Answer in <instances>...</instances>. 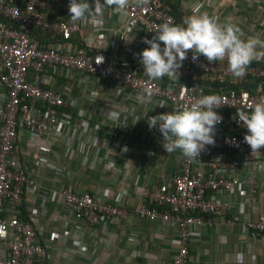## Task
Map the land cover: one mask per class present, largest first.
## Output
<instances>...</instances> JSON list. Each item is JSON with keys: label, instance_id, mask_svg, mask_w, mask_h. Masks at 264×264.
Segmentation results:
<instances>
[{"label": "built area", "instance_id": "obj_1", "mask_svg": "<svg viewBox=\"0 0 264 264\" xmlns=\"http://www.w3.org/2000/svg\"><path fill=\"white\" fill-rule=\"evenodd\" d=\"M42 1L0 0V84L4 87V103L0 106V242L5 246L0 252V264H48L51 259L32 221H24L15 213L23 196L34 190L36 182L14 153L20 140V128L28 132V143L34 145L36 138L49 139L61 133L63 123L71 117L66 111L69 103L64 95L44 85L50 71L57 68L79 71L97 81H114L137 96L151 89L154 93L151 99L174 107L194 103L205 95L220 97L221 103L215 111L223 119L216 126L215 144L207 145L195 159L183 154L181 170L164 173L157 185L141 190L131 211L121 197L106 202L94 194L78 193L70 186L58 192L77 224L90 229H105L130 214L175 229L178 247L170 264H187L189 245L201 241V227L211 226L213 216L233 208L232 202L221 200L219 196L242 193L244 182L248 186L249 206L254 202L264 148L252 152L244 141L247 129L238 122L236 113L237 109L250 112L256 102L264 99V67L250 64L246 75L237 78L229 71L226 59L208 62L200 55L193 60V53L189 51L175 79L164 77L168 84L164 87L159 80H151L136 69L127 68L125 60L115 62L105 53L95 51L88 42L74 44L73 34L80 32L83 20L73 22L70 17H51L42 11ZM208 5L194 4L192 14L206 13L217 21V10ZM187 17L189 15L182 13L181 25ZM118 18L124 31L138 28L148 39L162 24L175 22L162 0H147L146 4L130 0L126 14ZM3 19L12 24L4 23ZM34 31H47L54 38L53 42L41 44ZM258 33H262V29ZM147 47L150 46L145 44L144 48ZM127 51L135 61V51L129 47ZM98 57L103 59L101 63L96 62ZM251 84H254L253 89ZM119 111L128 113L130 108L121 105ZM106 133L116 135L110 126ZM77 137L88 143L93 140L84 132H76L69 136L68 142L73 144ZM99 151L100 148H96L95 153L99 155ZM103 167L109 171L113 164L109 162ZM242 169L248 170L243 179ZM6 201L11 206V214L2 215ZM240 220L246 229L264 235V211L256 219L250 217V212H243ZM86 250L85 246H80L78 251Z\"/></svg>", "mask_w": 264, "mask_h": 264}, {"label": "crops", "instance_id": "obj_2", "mask_svg": "<svg viewBox=\"0 0 264 264\" xmlns=\"http://www.w3.org/2000/svg\"><path fill=\"white\" fill-rule=\"evenodd\" d=\"M56 1L43 0V10L53 8ZM69 1L60 0L68 17ZM179 1L186 15H193L191 7L196 3L209 4L208 8L217 10L218 23L230 22L241 29L244 37L259 36L264 40V0ZM89 3L94 9L95 1L89 0ZM118 17L121 15L111 6L104 8L102 24L92 26L88 20L81 21L80 32L73 34L74 44L88 42L95 51L126 62L134 61L127 51L129 47L136 53L134 62H140L138 54L145 49V35L138 28L124 31ZM260 29L262 33H258ZM47 36V43H52L54 38ZM44 85L64 95L69 103L66 111L71 117L63 123L61 133L49 139L36 138L34 145L28 143V132L19 129L20 140L14 156L36 186L23 196L21 207L15 213L20 215L23 210L34 224L50 254L48 264H170L178 247L175 229L132 214L117 224L110 223L105 229H90L77 224L58 192L70 186L78 193L94 194L106 202L121 197L131 211L141 190L157 185L164 173L181 170L183 153L179 149L167 153L162 147V134L158 128L150 129L147 120L171 112L175 107L165 102L166 106L160 107L161 101L154 99L142 103L139 96L119 83L106 79L97 81L79 71L54 69ZM3 95L4 87L0 84V106L4 103ZM122 96L125 99H121ZM121 105H126L130 111L120 112ZM109 126L115 129L116 135L106 133ZM76 132L87 134L93 139L92 143L77 137L70 144L68 138ZM96 148H100L99 155L95 153ZM261 160L263 167L257 175L251 207L246 199L248 186L244 182L242 193L219 196L221 200L232 202L233 208L213 216L211 226L201 227V241L189 245L187 264H246L247 253H257L263 259L264 235L246 229L240 220L243 212H250V217L256 219L264 211V155ZM109 162L113 168L106 171L103 166ZM247 173L248 170L242 169L241 179ZM10 208L6 201L3 213L11 214ZM80 246L87 250L78 251ZM72 248L74 252L69 251ZM4 250L0 242V252Z\"/></svg>", "mask_w": 264, "mask_h": 264}, {"label": "clouds", "instance_id": "obj_3", "mask_svg": "<svg viewBox=\"0 0 264 264\" xmlns=\"http://www.w3.org/2000/svg\"><path fill=\"white\" fill-rule=\"evenodd\" d=\"M132 2L146 4L147 0ZM129 3L130 0H104L103 3L95 0L93 9L89 0H70V18L73 22L90 20L94 25H100L105 7L115 6L121 15H125ZM143 42L150 47L138 55L141 57L144 74L151 80L164 77L175 79L189 51L193 53V60L200 55L208 62L226 59L229 71L237 78L246 75L248 66L254 60L264 58V40L259 36L244 37L238 26L230 22L218 23L206 13H194L182 25L166 22L155 31L151 39L145 38ZM103 59L98 57L96 62L101 63ZM153 94L151 89H145L139 99L146 103ZM220 103V97L205 95L194 103L149 117V128H158L162 134V147L167 153L179 149L186 157L195 159L200 157L207 145L215 144L216 126L223 119L215 111ZM159 106L166 105L161 102ZM236 117L247 129L244 141L252 152L264 148V99L256 102L250 112L237 109Z\"/></svg>", "mask_w": 264, "mask_h": 264}, {"label": "trees", "instance_id": "obj_4", "mask_svg": "<svg viewBox=\"0 0 264 264\" xmlns=\"http://www.w3.org/2000/svg\"><path fill=\"white\" fill-rule=\"evenodd\" d=\"M162 4L165 8L168 9V11L170 12V14L174 15L175 17V22L174 24H178L181 25V15L183 13V11L181 10V3L179 0H162ZM63 3L60 2V0L55 2V6H53V8H49L48 10H43L42 11L46 14H48L51 17L54 18H58V19H62V18H67L68 14H67V10L66 8L63 7ZM4 23L6 24H12L11 21L7 20V19H3ZM35 35V37L37 39H39L41 41V44H46L47 43V35H49V33L47 31H34L33 33ZM75 37V35H73ZM73 37V38H74ZM76 38V37H75ZM107 56H109L107 54ZM110 57V56H109ZM115 62H118L117 60L114 59ZM251 64L260 66V67H264V59H259V60H254ZM126 67L129 69H136L138 73L140 74H144V68L143 65L140 62H134V61H128L126 64ZM163 79V80H162ZM159 79V82L161 83L162 86L167 87V83L165 81V78ZM254 84L250 85V88L253 89ZM21 207V206H20ZM171 211V210H170ZM2 215H5L4 213H2ZM20 219L24 220V221H29V217L25 214V212H23V210L21 211V214L18 215ZM256 232V231H255ZM189 254V253H188Z\"/></svg>", "mask_w": 264, "mask_h": 264}, {"label": "rangeland", "instance_id": "obj_5", "mask_svg": "<svg viewBox=\"0 0 264 264\" xmlns=\"http://www.w3.org/2000/svg\"><path fill=\"white\" fill-rule=\"evenodd\" d=\"M247 258H248V260H247L246 264H264V257H263V259H260L261 256L259 254H257V253H251V254L247 253Z\"/></svg>", "mask_w": 264, "mask_h": 264}]
</instances>
